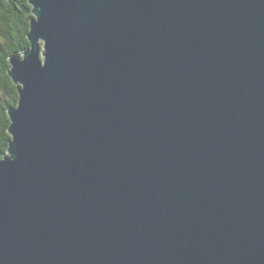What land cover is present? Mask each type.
<instances>
[{"label":"water","instance_id":"95a60500","mask_svg":"<svg viewBox=\"0 0 264 264\" xmlns=\"http://www.w3.org/2000/svg\"><path fill=\"white\" fill-rule=\"evenodd\" d=\"M27 2L0 264H264V0Z\"/></svg>","mask_w":264,"mask_h":264},{"label":"trees","instance_id":"16d2710c","mask_svg":"<svg viewBox=\"0 0 264 264\" xmlns=\"http://www.w3.org/2000/svg\"><path fill=\"white\" fill-rule=\"evenodd\" d=\"M31 11L27 0H0V79L7 99L0 109V157L6 153L10 141L7 133L10 123L5 109L16 106L18 101V86L6 74L10 67L8 57L29 47Z\"/></svg>","mask_w":264,"mask_h":264},{"label":"rangeland","instance_id":"374dc122","mask_svg":"<svg viewBox=\"0 0 264 264\" xmlns=\"http://www.w3.org/2000/svg\"><path fill=\"white\" fill-rule=\"evenodd\" d=\"M7 1V0H6ZM9 1V0H8ZM32 14V13H31ZM33 15V14H32ZM32 20H35L36 21V17L35 18H32L31 19V21ZM1 72V71H0ZM18 98H19V95H18ZM6 91L3 89V86H2V80L0 79V109H1V106H3L5 103H6ZM8 108H10V107H8ZM7 108V109H8ZM5 111H6V109H5ZM7 114V113H6ZM6 117L8 118V120H9V123H10V119H9V117H8V115H6ZM8 133V132H7ZM9 134V133H8ZM9 136L11 137V135L9 134ZM8 148V147H7ZM5 154H7V152L5 153ZM5 154H3L4 156H6ZM3 155L0 157V161H2L3 160Z\"/></svg>","mask_w":264,"mask_h":264},{"label":"bare ground","instance_id":"6f19581e","mask_svg":"<svg viewBox=\"0 0 264 264\" xmlns=\"http://www.w3.org/2000/svg\"><path fill=\"white\" fill-rule=\"evenodd\" d=\"M30 7H32L31 5H30ZM42 49H40L39 50V57L37 58L38 59V63L40 64V65H43V60L42 59H44V56H42L41 55V51ZM44 51V50H43ZM10 57V56H9ZM10 68V67H9ZM15 85H17L18 86V91H19V89L22 87V85L20 84V83H18V84H15ZM19 95V94H18ZM18 101H19V98H18ZM18 101H17V104H18ZM16 104V106H14V107H10V108H14V110H16V108L18 107V105ZM9 108V109H10ZM11 135V134H10ZM11 140H12V135H11V137H10V141L9 142H11ZM8 149V148H7ZM5 155H8V153L7 154H5Z\"/></svg>","mask_w":264,"mask_h":264}]
</instances>
